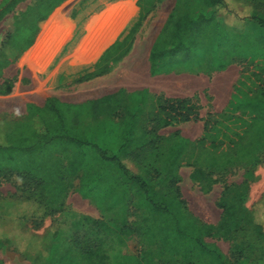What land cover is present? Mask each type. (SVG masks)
Masks as SVG:
<instances>
[{"label":"rangeland","instance_id":"374dc122","mask_svg":"<svg viewBox=\"0 0 264 264\" xmlns=\"http://www.w3.org/2000/svg\"><path fill=\"white\" fill-rule=\"evenodd\" d=\"M7 1L0 0V6ZM48 2L23 1L0 24V65L3 66L8 58L9 45L18 39L9 51L11 56H17L12 64L2 69L0 75V106L14 91L15 96L27 97L18 103L20 115L0 113V125L5 128L14 121L23 120L27 115V104L44 106L51 96L73 103L77 109L76 123L89 140L85 148L86 162L77 173L67 175L63 170L67 167L69 155L54 154L53 160L59 165L61 173L45 189L32 185L21 190L19 185L24 183L23 179L0 174V239L14 241L0 244V264H46L43 257L49 251L55 249L60 256L66 249L67 245L60 239L78 237L82 241L96 240L98 227L93 221L97 220L122 232L128 227L134 228L130 235L123 238L125 248L135 263L148 264V251H151L160 260L158 264H174V260L175 264H209L208 258L197 255L194 250L178 255L164 250V245L156 238L160 225L158 218L149 214L147 195L123 176L117 164L103 159L98 149L108 156L127 158L132 170L152 186L153 200L162 198L181 203L178 183L186 180L184 192L192 200L188 199V205L182 199L186 203L182 212L188 218L196 217L201 224L203 221L193 207L209 218L213 217V210L217 216L220 215L222 211L208 203L202 191L207 193L213 184L223 183L216 188L215 195L221 191L223 204L229 207L234 203L236 207L231 216L223 209V220L228 221L226 228L213 241L206 238L207 241L220 246L226 255L233 252L236 255L250 253L262 256L264 241L256 236L253 220L254 217L264 216V115L250 116L242 110L233 112L229 109L219 116L209 114L198 118V121L206 122L205 133L199 140L187 145L185 157L178 168L194 166V176L200 180L199 185L190 182L188 169L183 170L182 179H179L177 168L172 167L170 161H165V157L168 146L180 136L175 129L186 121L175 120L170 113L163 111V96L152 97L141 89L142 85H134L138 88L136 93L131 90L115 93L111 85L103 80L93 81V73H89L93 68L81 70L54 92L45 91V86H37L30 79L31 46L40 34L39 26L43 21L38 22L39 18L49 13L48 7H52ZM234 2L253 5L264 11V0ZM70 6L67 2L60 7L68 12ZM204 15L212 19L200 37L199 46L208 45L212 50L209 54L212 52L221 59L215 66L197 71L209 72L212 77V72L225 70L226 64L234 63L237 68L230 70L233 71L232 76L235 74L239 79L234 93L243 92L248 97L264 100V29L252 21L240 22L223 9L217 14L210 11ZM204 49L203 55L206 54ZM4 70L9 75L6 79ZM114 93L118 99L112 109L92 110L91 101ZM191 105L189 114L194 117L201 107L195 102ZM199 123L203 125V122ZM123 131L126 136L128 133L134 135L132 142L128 143L130 138L126 137L123 141L119 140ZM123 142L128 146L121 150L119 146ZM214 156H220L224 162L215 160ZM234 157L237 164L231 166L228 158L233 160ZM244 171L245 179L241 184L228 182L230 177ZM60 187L59 195L53 196V189ZM55 232L58 238L54 237ZM149 234H152L153 242H149ZM229 262L237 264L234 258Z\"/></svg>","mask_w":264,"mask_h":264},{"label":"crops","instance_id":"0c3cea01","mask_svg":"<svg viewBox=\"0 0 264 264\" xmlns=\"http://www.w3.org/2000/svg\"><path fill=\"white\" fill-rule=\"evenodd\" d=\"M67 2L71 6L64 12L60 6ZM210 11L205 0H64L39 26V37L31 46L29 77L35 85L54 92L81 70L93 68L89 72L93 73V81L103 80L115 93L121 90L136 93L138 88L134 85H142L141 89L152 97L198 103L200 118L222 115L229 111L235 94L239 79L235 74L232 76L230 69L237 65L226 64L225 70L212 72V77L209 72H198L199 68L215 66L221 58L212 52L209 54L212 50L208 45L181 44L172 38L177 19L196 20L200 14ZM204 48L205 55L202 54ZM4 72L6 79L9 75ZM14 92L4 99L0 113L21 114L18 103L27 97L15 96ZM205 123V120L189 121L175 131L190 142H196L205 133ZM214 159L224 162L220 156ZM228 160L231 166L237 164L236 157ZM184 169L189 170L190 182L199 185L192 178L194 166H181L177 171L179 179ZM244 179L245 171L230 177L228 182L239 185ZM184 182H179L178 186L182 199L189 205L188 199H192L185 195ZM222 185L216 183L209 192L202 191L207 202L222 211L220 215L213 210V217L209 218L193 207L205 224L218 226L222 221L223 209L218 207L222 193L215 195L216 188ZM208 239L213 241V238ZM226 256L233 259V252ZM237 256V264H264L262 256L250 253Z\"/></svg>","mask_w":264,"mask_h":264},{"label":"trees","instance_id":"16d2710c","mask_svg":"<svg viewBox=\"0 0 264 264\" xmlns=\"http://www.w3.org/2000/svg\"><path fill=\"white\" fill-rule=\"evenodd\" d=\"M26 0H8L0 6V24L4 22L7 15L10 14L20 3ZM64 0H49L46 15L39 18L38 22L44 21L47 16ZM54 2V4H51ZM208 7L211 8L213 14H217L221 9L225 10L233 18L240 22L252 21L259 27L264 29V11H259L253 5H243L234 2V0H205ZM46 7V9H47ZM54 7V8H53ZM211 17L200 14L196 20L177 19L175 29L173 30V39L176 42L185 44L200 45L199 40L204 32ZM191 31V35L187 33ZM224 36V35H223ZM18 39L12 41L8 49V58L4 65H0V75L2 69L12 64L17 55L9 54L10 46L17 43ZM12 57H14L12 59ZM2 66V67H1ZM244 97H243V96ZM242 96V97H241ZM116 94L104 96L101 99L91 101L92 110L95 108L97 112L110 110L113 103L117 100ZM105 105V107H103ZM189 108V111L187 110ZM192 108L191 101L188 100H172L165 99L162 109L165 113H170L173 119L178 121H196L199 117L198 113L192 117L189 112ZM76 105L69 102H63L58 98L50 97L46 100L44 106L35 104H27V115L21 121H14L8 127L0 125V174L4 173L9 177L23 179L24 183L19 185L20 189L30 188L34 185L37 189H45L50 183L59 178L61 173L60 167L53 160L54 154H66L68 157L67 167L63 170L64 174L72 175L77 173L86 162L85 148L89 145L87 135L78 127ZM231 111L237 112L242 110L243 113L250 116L264 115V100L257 97H248L243 92H236L230 106ZM95 111V110H94ZM199 111V110H198ZM264 118V117H263ZM130 130V129H129ZM130 138L127 142H132L134 135L123 131V138ZM176 138V137H175ZM128 143H122L119 147L124 150ZM191 142L181 136H177L168 146L165 161H170L172 167L181 164L185 157L184 151ZM99 154L108 162L118 165L123 176L139 187L148 197L150 204L149 214L152 218L156 216L159 222V229L156 238L164 246V250L171 251L175 254H181L189 250L196 251L197 255L208 258L209 264H230L228 257L215 246L207 241L206 238H214L216 235L223 234L228 221H222L218 226L198 223V219L194 216L188 218L182 212L186 203L179 197V201L168 202L161 199H151L154 190L152 186L141 175L135 173L130 167L127 158H118L116 156H108L107 153L98 149ZM192 174L194 180L200 181ZM60 189H53V196H58ZM177 190L180 191L179 188ZM181 193V192H180ZM180 193L178 195H180ZM175 196H177L175 194ZM176 204V208L174 205ZM242 205V204H241ZM223 204L222 198L218 202V207L224 209L228 215L236 207ZM240 207V206H239ZM195 218V219H194ZM256 236L264 241V216L253 220ZM98 227L96 240H81L78 237L60 239V242L67 245L63 254L58 256L55 249H52L45 255L44 262L46 264H142L135 263L132 255L125 248L124 236L130 235L133 227H128L124 232L118 231L108 223L103 221H93ZM201 224V225H200ZM166 226L168 228H166ZM55 238L58 234L55 232ZM149 242H153L152 234L148 235ZM12 239H0V244H11ZM148 264H158L159 259L148 251ZM238 256L233 253V258ZM262 257H264V247ZM139 258V257H138ZM117 260V261H116ZM175 264V260H174Z\"/></svg>","mask_w":264,"mask_h":264}]
</instances>
